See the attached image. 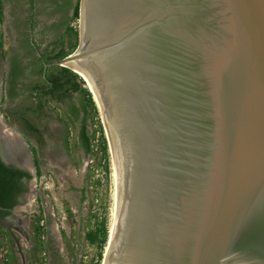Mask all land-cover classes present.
Here are the masks:
<instances>
[{
  "label": "water",
  "instance_id": "95a60500",
  "mask_svg": "<svg viewBox=\"0 0 264 264\" xmlns=\"http://www.w3.org/2000/svg\"><path fill=\"white\" fill-rule=\"evenodd\" d=\"M68 59L115 156L105 264H264V0H79L78 45L44 72Z\"/></svg>",
  "mask_w": 264,
  "mask_h": 264
},
{
  "label": "flooded vegetation",
  "instance_id": "af4514ba",
  "mask_svg": "<svg viewBox=\"0 0 264 264\" xmlns=\"http://www.w3.org/2000/svg\"><path fill=\"white\" fill-rule=\"evenodd\" d=\"M67 3L71 1L2 0V7L5 4L9 13L5 17L23 18V21L16 18L14 22L9 20L6 22L9 36L11 35L13 39L10 41L8 59L5 62L3 82L5 97L0 107L7 126L11 127L12 116L7 110L13 107L16 95L20 96L19 104L23 106L18 113L14 129L18 139L19 162L17 167L10 168L28 175L29 178L24 175L17 178L21 191L16 198V206L9 208L0 205V219H5L11 228H15L12 221L16 216L15 212L25 211L29 203L34 206L32 217L36 220V227H39L40 224H44V220L47 225V220H51V217L70 212V199L73 193H79L80 199L84 195L80 177L83 173L84 160L88 156L86 152L90 125L88 110L78 114L65 112L59 117L45 104L39 114L37 107L31 105L29 90L35 85L32 70L16 49L27 37L34 46L37 56L41 57L42 53L35 41L46 42L51 34L66 29L72 11ZM23 29L27 33L21 35L20 30ZM43 60L47 64L52 63ZM26 88L29 91L27 95L24 93ZM0 160L2 161L1 157ZM25 200L29 202L25 203ZM45 233L47 234V230Z\"/></svg>",
  "mask_w": 264,
  "mask_h": 264
},
{
  "label": "rangeland",
  "instance_id": "374dc122",
  "mask_svg": "<svg viewBox=\"0 0 264 264\" xmlns=\"http://www.w3.org/2000/svg\"><path fill=\"white\" fill-rule=\"evenodd\" d=\"M70 1L73 3L75 0ZM5 4L0 8V94L4 86V58L8 54V47L13 39L11 35L9 36L6 22L7 20L14 22L16 18L23 21V18L18 16L12 19L5 17L9 14ZM67 28L78 30L79 19L70 20ZM82 84L86 88L84 82ZM89 123L90 153L84 160L83 173L80 177V185L84 187L83 198L80 199L79 193H73L70 199V212L66 215L51 217V220H47V225L44 220L38 232L35 230L36 220L32 217L34 206L31 203L25 211H16L15 217L19 220L17 223L14 222L13 231L21 242L23 260L11 236L0 228L9 246L10 264H100L102 257L99 258V254L104 256L103 251L107 241L100 248L97 244L89 243L86 240V234L104 224L108 232L107 240L109 239L116 215L117 198L109 145L98 111L97 113L89 112ZM103 138L107 145L106 153L101 151ZM27 202L29 200H25V203ZM24 228L27 230L26 233L23 231ZM46 230L48 235L45 233Z\"/></svg>",
  "mask_w": 264,
  "mask_h": 264
},
{
  "label": "crops",
  "instance_id": "0c3cea01",
  "mask_svg": "<svg viewBox=\"0 0 264 264\" xmlns=\"http://www.w3.org/2000/svg\"><path fill=\"white\" fill-rule=\"evenodd\" d=\"M67 27L68 24L66 25V29L64 31L51 34L50 38L46 42H40L39 40L35 41L36 46L42 53L41 57L37 56L34 46L29 42L30 39L27 37L20 43L18 47H16L20 54H22L25 64L29 65L30 69L32 70V74L34 76L32 78L34 79L33 81L35 85L29 90L31 93L30 97L32 98L31 105L37 107V112L39 114L41 112V108L45 104L59 117H62V113L65 112H74L75 114H78L83 110L85 111L86 109L87 95L85 89L87 88H84L80 76L76 72L75 73L78 75V77L73 75V70L65 65V67L49 66L48 68H45L44 72V66L42 64V61H44L43 59H46L47 62H55L57 60H61L62 56L68 53L70 38L66 34ZM20 31L21 35L22 33L23 35L27 33L23 30ZM61 51L63 54L60 53ZM59 53L61 54V57L52 60L47 59V56L55 57L58 56ZM7 59L8 54L4 58V63ZM27 90V88L26 90L24 89V93H26V95L29 94V91ZM4 97L5 90L3 88L0 94L1 104ZM15 97L16 100H13V107L10 110H7L12 116L10 117L12 123L11 127L9 125L7 126L3 114L0 112V132L3 135V139H1L2 137L0 136V141L9 142V145L6 143L7 146H5L4 149L5 158H8L9 156V158L12 160L13 156H11V152L16 150L17 159L13 160L16 164L14 167H17L19 162V148L17 135L16 132H14V129L16 128L18 113H20V111L23 109V106L19 104L20 96L16 95ZM3 128H8L9 130L4 133ZM5 142H3V144H5ZM7 153L8 156L6 155Z\"/></svg>",
  "mask_w": 264,
  "mask_h": 264
},
{
  "label": "trees",
  "instance_id": "16d2710c",
  "mask_svg": "<svg viewBox=\"0 0 264 264\" xmlns=\"http://www.w3.org/2000/svg\"><path fill=\"white\" fill-rule=\"evenodd\" d=\"M67 6H69L72 10L71 13V17L68 19V22L70 20H77L79 19V0H75V2L72 3H67ZM0 8H2V0H0ZM68 24V23H67ZM67 36L70 39V45H69V50L68 53L66 55H63L62 58L66 57L67 55L71 54L77 47L78 45V30H73L71 28H67ZM62 53V51L60 52ZM58 54V56H47L48 60H52L55 58H59L61 57V54ZM63 54V53H62ZM45 62L42 61V64H44ZM73 75H75L76 77H78L77 74L72 73ZM83 80H81L82 82ZM84 82V81H83ZM82 82V83H83ZM85 84V82H84ZM86 90V89H85ZM86 95H87V100H86V109L88 110L87 114L89 117V112L92 111L94 113H97V108L94 104V102L92 101V96L89 93L88 90L85 91ZM85 109V110H86ZM101 129V128H100ZM102 131V129H101ZM86 152L89 154L90 153V139L87 138L86 139ZM101 151L103 153H106L107 151V145L105 142V139L103 138L102 144H101ZM26 176L27 178H29L28 175H25L23 173H20L19 171L7 167L1 160H0V205L4 206V207H9V208H13L14 206L17 205V196L20 193V187H19V182L18 179L20 176ZM14 188H16V190H14ZM1 228V227H0ZM36 232H38L40 229L37 226L36 227ZM107 236H108V232L104 226V224H102L97 230L94 231H90L87 232L86 234V240L91 243V244H97L98 247H103L106 244L107 241ZM101 253L99 254V258H101ZM100 263V262H99Z\"/></svg>",
  "mask_w": 264,
  "mask_h": 264
},
{
  "label": "bare ground",
  "instance_id": "6f19581e",
  "mask_svg": "<svg viewBox=\"0 0 264 264\" xmlns=\"http://www.w3.org/2000/svg\"><path fill=\"white\" fill-rule=\"evenodd\" d=\"M64 65L69 67V68H71L74 72H76L80 76V78L85 82V86H86L87 90L91 93V96H92V98L94 100V104L96 105V108H97V110L99 112L103 127L105 128V133H106L105 136L107 137V142H108V145H109V151H110V155H111V164L113 166V179H114V184H115L114 188H116V192L115 191L114 192L116 193V198H117L115 156H114V152H113V147H112V142H111V138H110L107 122H106V119H105V116H104V113H103V108H102L101 102L99 100L98 94H97L96 89H95L94 85L92 84L90 78L81 70V68L79 67L77 61L68 59L67 62L64 63ZM3 142H5V141H3ZM6 143L7 142H5V144ZM5 144H4V146H7ZM5 153H6V151H5ZM6 155L8 156V153ZM8 158H9V156H8ZM115 212H116L115 220H113V224H112L111 232H110V237L107 240V244L105 245V248H104V251H103L104 256H102V260H101L100 264H105L106 263V261L108 259V256H109V253H110V251H111V249L113 247L114 239H115V236H116V228H117V199H116V211Z\"/></svg>",
  "mask_w": 264,
  "mask_h": 264
},
{
  "label": "built area",
  "instance_id": "2783aa9c",
  "mask_svg": "<svg viewBox=\"0 0 264 264\" xmlns=\"http://www.w3.org/2000/svg\"><path fill=\"white\" fill-rule=\"evenodd\" d=\"M42 226L43 225L40 224V227ZM1 231L2 230L0 229V264H10L9 246L7 244L6 238L2 236L3 234ZM23 231H25L24 233H26L27 230L24 228Z\"/></svg>",
  "mask_w": 264,
  "mask_h": 264
}]
</instances>
